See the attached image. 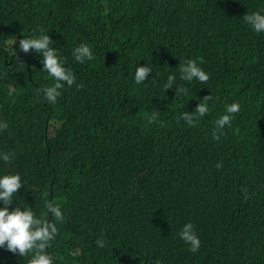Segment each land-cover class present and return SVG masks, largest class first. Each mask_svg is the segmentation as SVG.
Here are the masks:
<instances>
[{
	"label": "trees",
	"instance_id": "1",
	"mask_svg": "<svg viewBox=\"0 0 264 264\" xmlns=\"http://www.w3.org/2000/svg\"><path fill=\"white\" fill-rule=\"evenodd\" d=\"M257 11L264 0H0V154H15L0 177L22 178L10 210L52 220L45 203L60 204L54 264H264V33L243 21ZM40 29L76 77L55 104L43 55L19 49ZM82 43L94 59L79 63ZM188 59L207 83L180 80ZM139 66L152 73L137 85ZM173 74L186 95L165 90ZM208 95L189 127L182 113ZM233 102L240 112L215 140ZM189 222L197 252L180 238ZM31 256L0 248V264Z\"/></svg>",
	"mask_w": 264,
	"mask_h": 264
},
{
	"label": "clouds",
	"instance_id": "2",
	"mask_svg": "<svg viewBox=\"0 0 264 264\" xmlns=\"http://www.w3.org/2000/svg\"><path fill=\"white\" fill-rule=\"evenodd\" d=\"M243 21L251 27L256 33H264V14L260 11L249 12L243 17ZM41 34L37 37L33 35L31 38H23L19 41V49L24 53L35 51L43 55V70L55 81L50 87L43 89L45 99L51 104H55L65 84L68 87L76 83L75 74L64 66V60L57 53V49L51 47L54 43L48 34H43L44 29L39 30ZM15 43V42H14ZM76 62L84 63L94 59L93 51L87 43H82L73 51ZM199 63H203V58H199ZM180 80L184 82H192L197 80L200 83H207L210 79L209 75L198 66L197 59L183 60L178 68ZM152 69L149 66H139L135 72L134 81L137 85L145 82ZM83 87V85H80ZM176 87L177 95L187 94L188 89L183 85L177 86L176 76L169 75L167 82L164 84L165 90ZM213 99L212 95L205 96L198 104L193 112L185 111L182 113L181 119L187 122L189 127L196 126V122L209 113V102ZM240 104L233 102L226 106L225 114L219 117L215 122V129L212 133L215 140H219L225 126L231 127L234 114L240 112ZM159 112L151 114L149 123L156 122L161 127L164 126L162 120H158ZM9 127L6 121L0 122V131L7 130ZM14 153H2L0 159L5 163H10L14 158ZM222 163L216 165L217 169L222 168ZM23 187L20 174H7L0 177V201L4 207L0 208V248H6L13 254L18 253L21 257L32 254L28 264H54L53 257L49 255L46 249L52 246V241L58 235L56 222H63L64 216L60 204L54 201H46L45 207L47 212L51 214L52 220H49L46 214L39 217L31 209H22L15 207L10 210L9 206L13 205V197ZM247 192V189H244ZM46 195V194H45ZM249 198L246 196V199ZM254 198V197H253ZM180 238L190 245L191 252L199 251L201 240L196 233L193 223L189 222L182 228ZM98 247L106 246L105 239L96 241ZM128 249V248H127ZM122 264V263H119ZM128 264V263H127Z\"/></svg>",
	"mask_w": 264,
	"mask_h": 264
},
{
	"label": "rangeland",
	"instance_id": "3",
	"mask_svg": "<svg viewBox=\"0 0 264 264\" xmlns=\"http://www.w3.org/2000/svg\"><path fill=\"white\" fill-rule=\"evenodd\" d=\"M36 34H35V36H39L41 33H39V32H35Z\"/></svg>",
	"mask_w": 264,
	"mask_h": 264
}]
</instances>
